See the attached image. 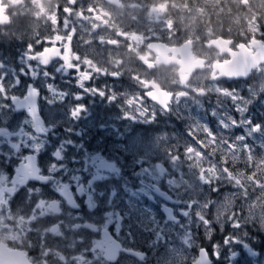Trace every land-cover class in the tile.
Returning <instances> with one entry per match:
<instances>
[{
    "label": "rangeland",
    "instance_id": "obj_1",
    "mask_svg": "<svg viewBox=\"0 0 264 264\" xmlns=\"http://www.w3.org/2000/svg\"><path fill=\"white\" fill-rule=\"evenodd\" d=\"M9 1H13L15 16L29 15L33 20L36 19V27L41 35L49 33L55 39L57 35L65 37L74 29L77 39L72 41L73 50L85 59L90 58L93 66L109 73V76L94 73L93 79L88 81L84 88H81L74 73L64 70L63 74L76 92L82 90L84 102L88 105H85L84 113L91 114V111H96L99 107L105 108L109 95L117 97L115 101L108 102L110 108L115 109V117L106 121L112 126L109 133L101 131L105 121L91 123L100 126V132H95L98 137L101 134L104 141L110 139L103 145L96 142L94 149L97 146L103 149L107 147L108 156L111 157L109 160L116 162L119 170L118 176L97 170L100 180L95 179V183H102L98 190L99 194L104 196V201L92 197V204L95 206L93 211L97 219L105 217L103 221L112 228L116 237H120L121 232L125 231L136 247L147 251L144 264H192L203 243L211 249L209 256L213 264H264V190L252 184L246 175L250 170V161H257L256 171L259 174L256 179L264 181V168L259 167V161H264V129L253 133L250 131L251 125L246 123L251 120L253 125H264V68L259 69L248 83L236 82L229 85L223 82L213 83L209 74L204 72L193 78L188 85L190 89L185 91L184 88L181 89L177 72L173 70L176 68L164 67L161 64L156 68H149L138 59V54L149 51V43L179 46L191 40L197 55L211 61L218 60L219 55L215 51L207 50V41L225 35L241 42H249L252 35L256 34L257 24L264 27V0H247V3H244V0H111V3L108 0H77L80 9L97 6L112 13L110 18L105 17L108 25L101 24L98 30L91 25L99 22L91 19L87 12L88 18L81 20L79 9H74L71 16L60 12L59 19L64 22V27L67 22V28L63 25L57 26L54 23L57 6L72 7L68 0ZM160 3L167 4L166 13L149 14L148 6ZM167 20L173 22L172 32L167 30ZM57 29L61 31L56 33ZM117 31L139 33L145 39L141 44H133L135 51H128V41L118 37ZM101 37L105 41L120 39V44L118 47L101 44L98 42ZM27 53L26 48H23L22 54ZM152 58L155 60L153 54ZM9 59L8 53L2 52L0 80L7 89L8 98L0 94V185L10 183L11 176L6 169L14 167L24 156L20 142H29L30 137H33V143L27 147H35L38 152L44 148L43 145L49 136L59 141L56 132L58 125L63 124L69 131L79 127L71 124V115L64 114L67 115L64 117L62 113L59 114L57 104L61 105L62 96L55 99L51 94L48 79L59 78V68L47 71L38 63H27V57L23 58L26 70H18L10 64ZM118 61L122 63L118 64ZM83 62L82 60L81 63ZM210 70L211 66L208 68L209 72ZM30 71L33 78L44 81L47 91L43 98L45 109L42 106L48 126L47 139L46 135L42 137L34 134L31 131L30 117L16 114L12 106V97L23 88L16 89L13 73L25 72L29 75ZM113 72L120 73L119 79L110 78ZM134 76L155 80L163 89L172 90L177 94L170 107L171 117L144 97V85L133 79ZM97 80H101L99 85H96ZM52 85L54 89L57 88L54 82ZM89 88L104 91L106 95L87 91ZM229 90L233 99L226 94ZM180 93L186 95L180 96ZM77 97L79 96L72 99L79 101L80 98ZM130 97L139 99L129 106L126 101ZM89 107L91 109H88ZM237 108L242 110L239 112ZM80 114L77 112L76 116ZM128 115L135 119L128 118ZM231 117L240 120L241 126L223 129L219 121ZM170 118L173 123L169 121ZM121 119H124L123 125L120 124ZM163 120L167 121L166 125ZM210 120H216L217 130L214 132L220 135L221 139L246 135V141H239L235 152H229L220 144L213 150L203 134V125L210 127ZM88 126L86 123L85 127ZM194 128L199 129L195 136L192 134ZM116 129L119 131H115ZM121 137L124 141H121ZM197 137L206 141V149L201 148ZM245 144L252 149L250 152H244ZM17 146L18 149H15ZM189 147L198 152L203 151L205 156L195 157L190 162V157L186 154ZM57 148L60 149L59 146ZM68 152L73 154L72 149ZM224 154H227L233 174L243 181L242 186L246 192L241 191V185L235 184L223 174L219 162ZM175 157L180 158L174 159ZM165 162H168L170 170L168 175L161 177L156 170V163L164 165ZM210 164L216 165L214 172H204L203 169ZM55 166V163L47 161V167ZM77 168L86 173H93L89 165L82 164ZM214 173L219 175V181L213 178ZM201 175L213 179V185L204 184L200 179ZM153 186L161 187L171 195V207L152 191ZM216 188L219 190H214ZM150 197L154 198V203L149 201ZM192 201L197 204L191 205ZM208 203L213 204L207 208ZM161 206L173 210L180 222L175 224L173 221H167L165 214L161 212ZM178 210L187 213V216L178 217ZM197 213L206 216L210 224L198 219ZM234 213L242 227L233 226ZM33 216L38 217L35 213H28L21 215L22 221H18L15 213H0V232L7 236L23 234L27 238L26 227L31 229L27 220ZM44 226L45 224H42L37 229ZM229 236L238 239L239 243L226 245L225 240ZM27 240L38 242L35 236ZM214 245L222 246L216 255H213ZM230 249L238 254L235 261L230 259Z\"/></svg>",
    "mask_w": 264,
    "mask_h": 264
},
{
    "label": "flooded vegetation",
    "instance_id": "obj_2",
    "mask_svg": "<svg viewBox=\"0 0 264 264\" xmlns=\"http://www.w3.org/2000/svg\"><path fill=\"white\" fill-rule=\"evenodd\" d=\"M0 8L1 12L3 11L4 15L9 18V25H0V58L2 56V52H5L6 54L8 53L10 57V64L18 70L22 68L25 71L26 69L24 68L25 65L23 58L27 59L28 57L27 63H37V61L32 58L29 46L31 45L38 48L40 41L48 39H52L54 41L55 39L49 35V33H46L43 28L42 29L46 35H41L36 27V19L33 20L34 18L31 16H15L14 14L16 13L13 11V1L11 3L9 0H1ZM60 17L61 16H58V18ZM54 18L57 19V16H54ZM66 23L67 22H65V27L64 24H62L65 29L67 28ZM59 31H61V29H57L55 32L57 33ZM57 36L60 37V35ZM220 37H224L225 39L218 40ZM220 37H217L212 41H232L234 42L232 44V48H235L236 52L239 53L244 51L241 49L239 51V49L236 48V45L241 43V40L238 41L225 35ZM250 41L251 39L249 42ZM249 42L243 41V43L248 44V49L245 51L242 60L245 58H252L255 54H257L258 47L264 46V44L259 42V39L252 41L251 43ZM182 44L184 43H181L180 45ZM54 46L55 45H53V47ZM61 46L64 47L63 45ZM23 48H26L28 51L27 54H22ZM206 48L209 52L215 51L219 55V59L211 61L209 58H202L200 55H197L194 51L192 42L191 52L195 60L203 59L205 61V65L202 71H196L191 75L184 73L186 83H182L181 77L178 75L182 87L181 89L184 88L185 91L189 90L190 87L188 85L190 81L204 72L209 74L210 81L213 83L223 82L224 84L229 85L236 82L248 83L247 81L252 80L254 78V74L259 69L264 68V65L258 66L256 69L251 71L246 80H227L220 76L219 73H213V66L217 65L216 61H225V63L230 61L232 55L228 52L229 45H227L226 48L221 47L219 51L215 47L206 46ZM47 49L48 46L45 45V50ZM37 50H39V48ZM153 55L156 57V54L153 53ZM39 65L47 71L59 68L57 71L61 74V76L59 78L48 79L51 85V94H53L55 99H60L62 96L61 105L57 104V107L60 110L59 114L62 113L64 117H67V115L64 114L71 115L69 117L72 120L71 124L74 127H79L75 128L73 131H69V128H66L63 124L58 125V130H56L59 138L58 142L50 137L49 133L46 135L48 126L47 121L45 120V100H43V98L47 95V91L44 86V81H38L33 78L32 71H30L29 75L25 72L13 73V76L15 77L16 89L19 90L23 87L22 91L16 93V95H14L11 99L15 113L30 117L31 131L42 137L46 135V139L49 136V139L43 145V147L48 148V150L41 148L38 152L35 147H27L29 144L33 143V137H30L31 141L29 142H20L23 145L21 149L24 156L15 163L14 167L6 169V171L10 173L11 178L9 181L10 183L0 185V213H15L18 221H22L20 216L23 214L35 213L38 217L33 216L27 220V224L31 225V229H27L26 227L25 233L27 234V238H25L23 234L20 236H7L0 232V244H4L9 250L21 252L26 256L27 260L31 264L146 263L147 251H143L141 247H136L134 245V241H132L130 237L126 236L125 231L121 232L120 237H116L112 233V228H110V226L103 221L105 217H98L97 219V215H95L93 211L95 206L92 204V197L104 201V196L99 194L98 190L99 185H102V183L99 185L95 183V179L100 180L98 178L100 174L97 170H102L109 175H119L117 163L109 160L111 157L108 156L107 147L103 149L97 146V148L94 149V144L96 142L103 145L104 142H109L110 139L104 141L101 134L98 137L95 132H100V126L95 123L91 124L92 121H105L101 126V131L109 133L112 126L106 121L109 120V118L115 117L114 107L110 108L109 103H111V101L108 100L109 103L107 102L105 104V108L100 109L99 107L96 111H91V114L77 111L81 114L73 118L72 109L76 105H87V102H84L85 98H83L82 90L76 92L73 85L69 84L68 79L63 75L64 70H61L62 65L59 62L54 60L46 67L42 64ZM170 66H173L176 69L180 68L176 63ZM210 66L211 70L209 72L208 68ZM34 69L36 70L37 66H35ZM111 77L112 76H110V78ZM214 77L216 78L214 79ZM112 78L119 79V77ZM53 82L57 86L56 89L53 88ZM100 82L97 80L96 85H99ZM31 91H35L37 94L36 115L30 112V107L27 108V110L18 111L13 105V100L23 101L27 97V94ZM168 92L173 93L172 90ZM81 95L82 98H80L79 101L72 99ZM144 97L150 103H155L146 95H144ZM173 101L174 98L170 100L169 107L165 110L157 103L155 104L160 107L164 113L170 116V107ZM46 105L49 106L48 104ZM42 106H44L43 110ZM88 109H91V107ZM58 117L60 116L58 115ZM169 121L173 123L171 118ZM162 122L165 125L167 124V121L165 120ZM181 122H183V120H181ZM86 123L89 124L87 128L85 127ZM123 123L124 119H121L120 124L123 125ZM178 123L179 121H177V125ZM209 126L213 131H216V120H210ZM115 131H119V129H116ZM121 141H124L122 137ZM72 143H76V145L73 146ZM57 146H59L60 149H58ZM15 149H18V146L15 147ZM69 149L73 150L72 155L68 152ZM51 150H54V152L52 153ZM48 160L55 163L56 166L54 168L47 167ZM113 160L115 161L117 159ZM167 163L168 162H165L164 165L156 163V165L158 164L156 166V170L159 172L161 177L168 175L169 173L170 168H168ZM82 164L89 165L93 173H86L79 170L77 166ZM86 168L87 167L85 166V169ZM167 184L168 181L166 182V185ZM152 191L158 197L162 198L168 207H171L170 205L173 204V200L171 195L166 190L163 191V188L153 186ZM39 201H41L40 204H38ZM149 201L152 203L155 202L152 197L149 198ZM167 206H161V212L162 208H166L172 218L171 221L178 224L180 222V218H176L174 211ZM176 215L178 217L187 216V214L181 210H178ZM1 222H3V220H1ZM42 224H45V226L41 227V229L40 227L37 229V227ZM46 235H49L50 237H46ZM66 235L68 236L65 237ZM34 236L37 237L38 242L27 240L32 239ZM201 250H204L210 259L209 254L211 249L203 243L199 252L196 253L197 257ZM210 261L212 262L211 259Z\"/></svg>",
    "mask_w": 264,
    "mask_h": 264
},
{
    "label": "snow or ice",
    "instance_id": "obj_3",
    "mask_svg": "<svg viewBox=\"0 0 264 264\" xmlns=\"http://www.w3.org/2000/svg\"><path fill=\"white\" fill-rule=\"evenodd\" d=\"M109 3H111V0H108ZM68 3L72 6V7H61V6H57V19H56V24L57 26L62 25L64 22L61 21L58 16L60 12H63L65 14V16H71L74 9H79V18L81 20H85L88 17H86V12L88 14H90L91 19L98 21L99 23L93 24L91 25V27H93L94 29L98 30L100 28V25L103 24L105 26L108 25V20L105 19V17L110 18L112 13L107 11L106 9L102 8V7H97V6H89L85 9H80L77 0H68ZM244 3H247V0H244ZM148 11L149 14L152 13H156L157 15H164L167 11V4L166 3H160V4H153L148 6ZM165 24L167 26V30L169 32H172L173 30V22L171 20H167L165 21ZM55 35V33H54ZM116 35L126 41H128V51H135L136 49H134L133 44H141L143 43L145 37H143L141 34L139 33H132V32H124V31H117ZM74 39H77V34L75 32V30L73 29V31L70 34H67L65 37H59L56 36L55 40L53 41L52 39H48V40H44V41H40V45H39V50H37V47L34 46H29V51L32 54V58L35 59V61H37L38 64H42L43 66H47L50 63H52L54 60L59 62L62 65L61 70H69L72 73H74L76 75V78L79 82V85L81 86V88H84L85 84L93 79L94 73H100L102 75L105 76H109V73L107 72H103L98 66H93V61L88 58L85 59L84 57H81L78 53H76L73 50L72 47V41ZM224 37H220L218 38V40H224ZM257 39H259V42L261 44H264V27L260 26L259 24H257V29H256V34L252 35L251 37V41L249 43H251L252 41H256ZM99 43L103 44V43H107L109 45L112 46H116L118 47L120 44V39H114V40H108L105 41L103 39V37H101L98 41ZM192 43L191 40H187L184 42V44L180 45V46H167V45H157V44H153V43H149L147 45V48L149 49V51L145 54H138V59L145 64L146 67L149 68H156L159 64H172V63H176L178 65H183L184 63V53H183V49L186 45H190ZM234 42L232 41H228V52L230 55L234 56L237 60H240L244 54L245 51H247L248 49V44H245L243 42L239 43L236 45V48L244 50L241 52H236L235 48H232V44ZM45 45L48 46L49 51H45ZM53 45H55L53 47ZM61 45H66V47H62ZM206 46L209 47H215L216 46V42L215 41H207ZM153 51L156 53V57L155 60H153L152 58V54ZM219 51V49H218ZM84 61L83 63H81V61ZM122 63V61H118L117 62ZM225 63V61H216V64H223ZM264 63V62H262ZM174 71L177 72V75H179L181 77V82L182 83H186V78L184 75V68L180 67L178 69H173ZM110 76L112 77H120V73L119 72H113L110 74ZM216 77H214L215 79ZM133 79L138 80L141 84L144 85L145 88V93L144 95H146L147 97H149L150 99H153L154 101H156L157 103L161 104L163 107H165L166 109L169 107V102L172 98H175L177 94L175 93H171L168 92L166 89H163L155 80H147V79H142L140 76H134ZM87 91H95L97 92L98 95L104 96L106 95V93L104 91H101L99 89H87ZM201 93L203 94V90H201ZM231 90H229V98L233 99L234 97L232 95H230ZM0 94H2L6 99L8 98V94H7V89L5 88V85L3 83L2 80H0ZM180 96H184L186 95V93H180ZM77 98H82V95L77 97ZM109 100L115 101L117 99L116 96L114 95H109L108 96ZM139 98L137 97H130L126 103L131 106L134 102H136ZM86 110V106H82V105H76L73 109H72V115L73 118H75V116L77 115V111L79 112H84ZM242 109L237 108V111H241ZM215 115V113H214ZM128 118L131 119H135V117H131L128 115ZM220 125L222 126L223 129L225 130H229L230 128H234V127H239L241 126L240 120H237L233 117L231 118H227V120H220L219 121ZM247 125H251L250 127V131L251 132H259L262 129H264V125H253L251 120H247L246 121ZM199 129L198 128H194L193 129V136H195L196 132H198ZM203 134L206 137L207 141L210 143V146L213 150H216L217 145L220 144L222 145V147L224 149H227L229 152H235L236 148H237V144L239 143V141H246L247 136L246 135H240L233 138H228V139H221L220 135H218L217 133H215L210 127H208L207 125H203ZM198 138V137H197ZM198 143L201 145V148L206 149V141L205 140H201L198 138ZM244 152H250L252 149L250 148V146H248L247 144L244 145ZM186 154L190 157V162L191 159H195V157H200L203 158L205 156L203 151H197L195 148L193 147H189L186 149ZM195 154V155H193ZM180 157H175L174 159H179ZM209 159H211V156L209 157ZM219 166L222 169V172L225 176H227L228 178L232 179L234 181L235 184L237 185H243V181L239 178H237L233 172H232V168H231V163L230 161L227 159V154L221 155L220 157V162H219ZM256 167H257V161H250V170L247 171L246 175L248 177V179L251 181L252 184L257 185L259 188H261L262 190H264V181L262 180H257L256 176L259 174L256 171ZM259 167L260 168H264V161H259ZM216 165H208L206 168L203 169L204 172H208L209 170H215ZM198 171H201L198 169ZM213 178L216 181H219V175L214 173ZM201 181L204 184H208V185H213V179L208 178L205 175H201L200 176ZM216 191H218L219 189L216 188L214 189ZM241 191H245L246 189L243 188V186L241 187ZM247 198V197H245ZM41 201L38 202V204H40ZM37 204V205H38ZM191 205H196L197 202L192 201L190 202ZM213 203H208L206 205L207 208H209ZM187 214V213H186ZM198 219H200L202 222H204L205 224H210V221L207 220L206 216L197 213L196 214ZM232 223L234 227H242V224L236 220L235 218V213L232 216ZM239 243V240L229 236L226 237L225 240V244L226 245H231L232 243ZM220 248H222L221 245H214V252L213 255H216L217 250H219ZM202 255V254H201ZM237 253L234 250L230 249L229 252V256L230 259L232 261H235L236 257H237ZM217 258H219L217 256Z\"/></svg>",
    "mask_w": 264,
    "mask_h": 264
},
{
    "label": "water",
    "instance_id": "obj_4",
    "mask_svg": "<svg viewBox=\"0 0 264 264\" xmlns=\"http://www.w3.org/2000/svg\"><path fill=\"white\" fill-rule=\"evenodd\" d=\"M0 25L1 26L9 25V18L4 15L3 11L1 12V8H0ZM215 42H216L215 48L217 50L220 49L221 47L226 48L228 45V42H224V41H215ZM45 51H49V49ZM153 53L156 54L154 51ZM183 53H184V63L183 65H179V67L184 68V73H188V75H191L196 71H202L204 69L205 61L203 59L195 60L191 52V44L186 45L184 47ZM262 62H264V46H259L257 54H255L252 58H245L243 60L241 58L240 60H237L234 56H232L229 62L219 65H214L213 73H219L220 76H222L227 80H231V79L246 80L249 77L252 70L256 69L260 65H264V63ZM162 65L170 66V65H174V63L162 64ZM36 99H37L36 92L31 91L29 92V94H27V97L23 101L13 100V105L18 111L27 110V108L30 107L31 108L30 112L36 115L37 114ZM150 100L154 101L153 99ZM154 102L157 103L156 101ZM157 104L162 109L164 110L166 109L161 104L159 103ZM162 212L165 214L166 219L168 221L172 220V218L170 217V213L167 209L163 208ZM0 264H30V263L27 261L26 256L23 255L21 252L9 250L4 244H0ZM192 264H212V262L208 258L207 253L204 250H201V252L197 257V260Z\"/></svg>",
    "mask_w": 264,
    "mask_h": 264
}]
</instances>
